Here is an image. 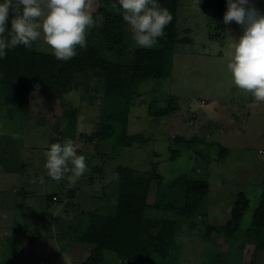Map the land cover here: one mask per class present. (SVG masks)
Wrapping results in <instances>:
<instances>
[{
	"label": "rangeland",
	"instance_id": "374dc122",
	"mask_svg": "<svg viewBox=\"0 0 264 264\" xmlns=\"http://www.w3.org/2000/svg\"><path fill=\"white\" fill-rule=\"evenodd\" d=\"M252 3L264 13V0ZM97 8V0H91L89 10ZM125 29L133 33L127 22ZM241 34V26L224 24L208 0L197 6L195 0H179L171 72L134 86L126 135L138 140L118 153L110 143L87 138L105 106L100 71L74 70L62 97L32 93L25 106H0V264H57L65 249L81 264L92 246L79 239L92 223L115 214L122 169L158 177L152 179L144 215L177 222V264H204L217 253L221 264H264V251L255 252L244 235L233 244L216 233L206 236V227L230 221L240 198L248 202L240 228H249L262 193L264 102L237 88L226 68L229 38ZM92 47L124 67L131 61L130 51L106 54L102 43L88 35L86 47L76 51ZM35 48L52 55L42 38ZM162 110L165 115H154ZM68 139L86 157L87 170L75 184L68 175L59 182L51 179L44 168L43 153ZM180 178L207 184L193 219L179 216L185 194L171 184ZM102 264L132 263L105 252Z\"/></svg>",
	"mask_w": 264,
	"mask_h": 264
},
{
	"label": "trees",
	"instance_id": "16d2710c",
	"mask_svg": "<svg viewBox=\"0 0 264 264\" xmlns=\"http://www.w3.org/2000/svg\"><path fill=\"white\" fill-rule=\"evenodd\" d=\"M97 2L98 8L92 14L94 17L102 14L104 20L89 29L87 35L100 41L106 54L130 51V63L124 67L107 60L100 55L97 47L77 51L75 57L62 61L54 55L37 52L36 42L31 49L20 45L8 50L6 57L0 60V106H25L32 93L62 97L70 90L74 70L100 71L104 75L105 106L98 126L87 138L93 143H110L112 151L118 153L119 148H128L138 140L137 136L126 135L134 86L146 80L167 78L171 72L173 50L178 43L176 22L179 0H159L170 11L173 20L164 29L165 35L149 49L136 46L133 33L125 29L123 12L113 7L114 0ZM208 4L218 16L223 17L226 0H208ZM34 85H39L38 89ZM165 112L158 111L154 115H165ZM68 114V122L73 126L75 113ZM119 172L115 214L103 222L92 223L79 239L81 244L92 246L84 264H102L105 252L132 264H177V256L173 254L177 222L171 219L153 220L144 215L150 207L148 193L156 175L142 177L129 169ZM171 186L184 190V206L179 216L182 219L196 217L208 192L207 184L180 178ZM247 208L248 202L240 198L226 225L206 227L207 238L216 233L233 244L244 235L254 243L255 252L264 251V181L250 227L242 229L240 223ZM221 259L217 253L204 264H221ZM235 264H240V261ZM249 264L254 263L251 261Z\"/></svg>",
	"mask_w": 264,
	"mask_h": 264
},
{
	"label": "clouds",
	"instance_id": "9594fccd",
	"mask_svg": "<svg viewBox=\"0 0 264 264\" xmlns=\"http://www.w3.org/2000/svg\"><path fill=\"white\" fill-rule=\"evenodd\" d=\"M199 2L195 0L196 6ZM90 6L91 0H0V60L8 50L20 45L31 49L41 38L56 59L70 60L77 55V47H86L88 30L103 23V15L94 17ZM113 7L123 12L139 48L156 45L173 20L159 0H114ZM231 22L241 26L242 34L229 38V76L237 88L264 102V13L252 0H226L223 23ZM43 155L47 176L57 182L68 175L75 184L87 170L86 157L78 154V146L71 139L52 143ZM43 179L39 178L41 182Z\"/></svg>",
	"mask_w": 264,
	"mask_h": 264
},
{
	"label": "crops",
	"instance_id": "0c3cea01",
	"mask_svg": "<svg viewBox=\"0 0 264 264\" xmlns=\"http://www.w3.org/2000/svg\"><path fill=\"white\" fill-rule=\"evenodd\" d=\"M70 229V228H69ZM28 239H29V234H28ZM47 245V244H46ZM69 245H70V242H66V246H68L69 247ZM65 249V248H64ZM64 249H61L60 251H64ZM88 258V257H87ZM86 261V259L85 260H83L82 261V263L81 264H84V262ZM57 264H73V262H74V264H76V262L75 261H72L71 260V258H70V256H69V253L68 252H66V249H65V252H60V255H58V257H57V259H56V261H55Z\"/></svg>",
	"mask_w": 264,
	"mask_h": 264
},
{
	"label": "built area",
	"instance_id": "2783aa9c",
	"mask_svg": "<svg viewBox=\"0 0 264 264\" xmlns=\"http://www.w3.org/2000/svg\"><path fill=\"white\" fill-rule=\"evenodd\" d=\"M52 199L55 201L56 200V197H53Z\"/></svg>",
	"mask_w": 264,
	"mask_h": 264
}]
</instances>
